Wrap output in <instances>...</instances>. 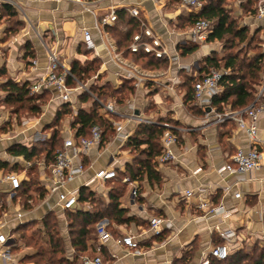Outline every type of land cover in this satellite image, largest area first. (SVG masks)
<instances>
[{
	"label": "crops",
	"instance_id": "0c3cea01",
	"mask_svg": "<svg viewBox=\"0 0 264 264\" xmlns=\"http://www.w3.org/2000/svg\"><path fill=\"white\" fill-rule=\"evenodd\" d=\"M111 4L117 5L118 11L139 8L140 19H136L139 23L145 21L160 39L161 46L157 48L166 50L162 57L150 53L163 61L154 64L135 61L130 56L133 41L128 48L119 49L115 38L126 35L127 18H135L129 11L127 20L113 28V34L106 31V26H98V16L107 13ZM4 5H10L16 15L10 16ZM183 7L179 0H105L93 6L94 11H88L69 0H0V233L9 235L11 253L10 259H4V247L0 245V264H37L30 260L32 254L27 251L16 252L21 227H35L42 239L47 240L43 219L49 213L55 214L67 255L73 258L67 214L76 210L87 212L93 206L80 201L75 210H62L57 195L48 193L51 163L46 156L39 154L28 159L12 149L19 146L43 148L55 129L60 132L62 148L65 138L76 137L73 123L79 111L91 108L94 101L99 103L98 113L112 122V133L106 134L107 139L83 155L85 171L68 188L78 190L79 195L81 189L86 188L104 205L112 202V195H118L119 207L127 211V217L133 218L128 223L118 224L105 216L97 223V235L98 225H104L112 235L104 243L100 242L99 235L97 238L98 246L101 243L106 251L100 255L103 262L107 260L104 264H175L188 254L189 263L201 264L209 262L213 246L224 242L231 253L251 242L264 243V162L259 169L241 178L226 171L225 165L236 150L250 149L252 142L247 132L232 120L218 124L206 122L207 117L196 104L195 96L187 99V79H197L203 74L201 62L203 64L213 53L224 55L218 40L204 43L191 40L194 12L187 7L186 12ZM259 20L264 36V19ZM16 22L22 23L18 30H15ZM139 27L143 32L141 24ZM83 29L90 31L94 47L87 48ZM107 39L115 44V52L125 63L146 75L145 80L138 83L135 77L129 76L128 68L115 59L114 51L108 48ZM147 39L151 42V38ZM194 44H198V48L187 52ZM50 52L58 55L61 71L71 72L73 63L79 62L83 68L89 66V73H82V79L67 78L68 85L74 88L70 102L61 101L53 88L39 92L46 97L39 116L16 125L13 123L16 114L4 101L3 85L11 79L31 86L48 73ZM33 60L37 61L35 67ZM126 80L133 82L134 91L123 104H117L112 97L97 100L91 93L93 87L118 89ZM87 94L91 96L89 100L84 99ZM107 104L114 106L113 112H105ZM64 105H68L70 112L56 121ZM228 108L230 106L224 107L223 111ZM147 121L168 124L176 132L179 138L173 145L174 159L161 163L159 157L156 158L159 179L151 180L147 174H142L140 179L124 183L123 178L129 177L125 174L126 167L133 164L136 157L129 140L140 124L149 123ZM258 125L256 146L264 153V112L259 115ZM160 145L162 148V137ZM102 168L115 169L118 177L96 179V171ZM10 172L19 175L22 181L16 195H12L10 183L2 178L3 173ZM134 188L138 190L136 196L132 194ZM188 191L192 192L190 196L186 194ZM237 192L241 197L233 198ZM204 202L208 208L201 207ZM219 205H224L226 211L209 213V208ZM18 213L22 216L18 217ZM153 217H162L168 222L160 235L150 230ZM219 231H234L236 237L223 241ZM126 235L134 237L140 253L119 243ZM84 255L97 256L98 253H83L79 264ZM25 260L29 263H24Z\"/></svg>",
	"mask_w": 264,
	"mask_h": 264
},
{
	"label": "trees",
	"instance_id": "16d2710c",
	"mask_svg": "<svg viewBox=\"0 0 264 264\" xmlns=\"http://www.w3.org/2000/svg\"><path fill=\"white\" fill-rule=\"evenodd\" d=\"M225 1L218 0V2L211 1L206 3L200 12L192 14V23L194 24L201 18L210 22L211 32L207 41H224L228 40L229 36H232L244 42L247 40L248 30L246 28L239 29L235 27L234 21L223 7ZM245 2L248 3L249 0ZM4 7L8 10L10 16L16 15L10 5H4ZM127 12L125 9L118 11V17L114 26L107 25L105 27L107 32L113 34V28L120 22H125L128 19L127 34L121 35L120 38H115L119 49L128 48L130 43L134 41V35L141 32L139 21L136 18H127V15H129ZM16 25L17 28L15 30H18L22 23L16 22ZM140 42H148L147 37L142 35ZM197 48L198 44H194L186 51L193 52ZM131 54L129 55L137 62L142 61L143 63L154 64L163 61L153 53L146 52L142 45L139 46L136 52L131 51ZM203 62V64L201 62L203 74L197 79H187V84H189L187 92L188 100H192L194 97L193 89L195 82L203 78L211 68H216L226 71L220 82L222 91L212 100V106L217 111H223V108L227 106H230L233 110H241L255 102L259 86L262 83V73L264 72V52L259 51L252 56H248L243 55L242 51L238 49L230 51L222 57L213 53L205 58ZM70 73L68 80L71 79V76L82 79V73H89V66L87 65V67L83 68L79 62H74ZM3 90L6 92L5 103L16 115L25 110L32 116H36L41 111V105L46 101V97L42 93L31 94L30 84L27 82L19 83L9 79L3 85ZM133 91V82L126 80L118 89H113L109 86L93 87L91 93L97 100L105 101L106 98L112 97L116 100L117 104H123L127 95ZM90 98L91 96L87 94L84 99L89 100ZM262 100H264V97ZM98 107L99 103L94 101L91 108L79 111L73 123V127L77 130L76 138L89 136L92 127L95 125H99L102 128L103 140L107 139L106 134L112 133V122L98 113ZM62 110L63 112L58 113L56 121L60 120L62 114L70 112L68 105H64ZM166 122L171 124L170 120ZM166 129L167 127L160 124L141 123L136 133L130 138L129 147L136 154L134 163L126 167L125 174L129 176L130 180H138L142 174H147L151 180L159 179V174L156 170V158L162 154L160 139ZM172 131L176 133L174 130ZM61 142L60 132L58 129H55L51 138L43 145V148L38 149L33 147L29 149L19 146L13 148L12 151L16 154H24L28 159L39 154H44L47 162L52 164L58 149L61 148ZM144 144L146 145L145 148L142 147ZM112 198L113 200L109 205H104L91 191H88L86 188L81 189L80 201L90 202L93 209L87 212L76 210L67 214L70 239L74 249V255L71 259L66 253L55 214H47L43 219V226L47 236V240L43 241L46 245L43 242L39 244L34 236L31 237L32 241L27 242V244L35 242L36 253L30 259H33L37 264H78L79 257L83 253L105 254L106 251L103 247L98 251L97 223L105 216H108L110 220L118 224L128 223L133 220L132 217L126 216L127 211L125 209L119 207L118 195H112ZM24 227H21V229ZM189 261L188 254L184 255L181 260H177L175 264H188ZM209 264H264V247H260L259 243H254L250 247L236 250L224 260H218L210 256Z\"/></svg>",
	"mask_w": 264,
	"mask_h": 264
},
{
	"label": "built area",
	"instance_id": "2783aa9c",
	"mask_svg": "<svg viewBox=\"0 0 264 264\" xmlns=\"http://www.w3.org/2000/svg\"><path fill=\"white\" fill-rule=\"evenodd\" d=\"M82 6L83 9L88 11H94L93 6H98V4L105 0H69ZM112 2L113 0H107ZM182 5L192 10L194 13H198L201 10L200 0H179ZM258 12L257 16L260 19H264V0H258ZM108 12L100 14L98 16L97 24L99 27L104 28L107 25H111L116 22L118 17V6L111 4L107 7ZM128 11L132 16L140 19L139 8L133 7L128 8ZM142 31L135 34L134 41L131 45V50L136 52L139 46L142 45L143 49L150 53L153 52L157 57H162L166 54L165 49H158L161 46L160 39L155 37L154 32L151 28L147 27L145 21L140 20ZM84 31V41L87 48L94 47L92 35L89 30L83 29ZM210 22L206 19H198L191 30V40L197 43H204L208 40L210 34ZM106 36L107 33H104ZM142 35L151 38V42L141 43ZM107 46L109 49L114 51L115 59L119 60L121 63L128 68L129 76L135 77L138 83L146 79L140 70L136 67L125 63L115 52V44L107 39ZM33 67L36 66L37 61L33 60ZM226 73L225 70H220L216 68H211L208 73L204 75L203 78L197 80L194 84V96L196 104L205 113L207 117L206 122L214 123H224L228 120H232L236 123V126L240 129H244L252 145L250 149L244 150L239 148L236 150L229 158V161L225 165V170L234 174L235 176L241 178L247 172L259 169L264 162V153L261 151L256 144L258 143V121L259 115L264 112V82L259 88L257 98L254 103L248 107L241 110L226 109L222 112L217 111L212 106L213 98L221 93L222 86L220 84L223 75ZM71 73L67 70H60V61L58 55L55 52H50L49 54V64L48 73L45 76L40 77L35 83L30 86L31 94H37L46 89H55L58 93L61 101L70 102L71 93L74 88L70 87L67 83V78ZM80 88H84L80 86ZM106 113L114 111V106L112 104H107L104 107ZM149 122V121H147ZM151 123V122H149ZM167 127L162 136V154L159 156V161L161 163H167L174 159L173 145L177 142V136L171 130L168 124H163ZM103 141V131L99 125L92 127L89 136H83L76 138L72 135L64 139L63 147L58 149L54 162L50 165L51 183L48 186V193L50 195H57V203L62 210H75L76 206L80 202L79 191L72 190L68 188V185L73 182L79 175L83 174L85 171V164L83 160V155L95 145L101 144ZM118 173L115 169L102 168L96 171L95 178L98 180H110L116 179ZM3 180L10 183L12 195H16L21 189L22 181L16 173H3ZM124 183H130L129 177H124L122 180ZM138 190L133 189V196L137 195ZM188 196L192 194L191 191L186 193ZM233 198H240L241 194L239 192L232 195ZM206 202L201 203V207L208 208ZM226 211L224 205H219L218 207L209 208V213L219 214ZM22 214L18 213V217ZM163 226H168V222L162 217H153L150 219V230L155 235H160L163 230ZM98 235L101 243H104L107 239L112 237L111 233L107 231L104 225H98ZM220 237L223 241H229L236 237L234 231H219ZM10 241L9 235L5 233H0V245L4 247L2 250V256L4 259H10ZM101 243L98 246V251H100ZM120 244L125 245L128 249L133 250L135 253H140L139 245L132 235L124 236L120 241ZM231 251L227 243H222L213 246L210 251V256L218 259L224 260L231 255ZM80 264H104L103 259L100 255L88 256L84 255L80 259ZM191 264V263H189ZM201 264H208V262H203Z\"/></svg>",
	"mask_w": 264,
	"mask_h": 264
},
{
	"label": "rangeland",
	"instance_id": "374dc122",
	"mask_svg": "<svg viewBox=\"0 0 264 264\" xmlns=\"http://www.w3.org/2000/svg\"><path fill=\"white\" fill-rule=\"evenodd\" d=\"M200 1L202 5L201 10L206 3H209L211 1L218 2V0H200ZM245 1L247 0H226L223 4V7L225 8L226 12L230 16V18L234 21L235 27L239 29L246 28L248 30L247 40H245L244 42H241L238 38L232 36H229V38H227L228 40L220 41L223 55H226L228 52L236 51L238 49L242 51L243 55H248V56H252L254 55V53L259 51L264 52V36L261 31L262 28L259 27L260 20L257 16L259 1L249 0L248 3H246ZM183 9H185L186 12L188 11L186 7H183ZM37 116H39V114L36 115V117ZM14 117L15 119L13 123H16V125H23L26 123V121L30 120V118L31 120L35 119V116H32L25 110H23L19 115L16 116L14 115ZM33 236L35 240L38 241L39 244L43 242V244L46 245L42 239V236L39 234L38 230L35 227L28 228V226H26L20 232V237H19L20 246H18V250L16 252L19 253L21 251L24 252L27 251L33 256L36 253V247L34 245L35 242H32L29 245L27 244V242L32 241L31 237ZM253 243L254 242H251V244L247 247L252 246ZM259 245L260 247H264V243H259ZM30 260L34 261L33 259ZM106 261L107 260H105L104 262ZM24 263H29V260H25Z\"/></svg>",
	"mask_w": 264,
	"mask_h": 264
}]
</instances>
